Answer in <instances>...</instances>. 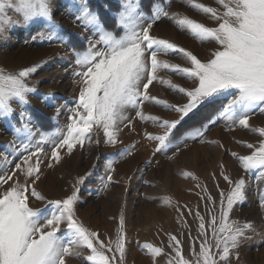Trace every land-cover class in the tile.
Wrapping results in <instances>:
<instances>
[{"label":"snow or ice","instance_id":"6c2138e0","mask_svg":"<svg viewBox=\"0 0 264 264\" xmlns=\"http://www.w3.org/2000/svg\"><path fill=\"white\" fill-rule=\"evenodd\" d=\"M178 2L206 15L215 26H206L179 11H168L172 0H150L147 11L143 0H117L114 8L104 5V12L115 22L108 28L100 11L93 10L89 0H68L74 20L92 30L86 45L80 47L72 42L71 33L65 32L53 18L52 0H0V34L6 27L40 24L48 31V43L71 46L77 66L74 76L79 78L75 81L79 85L78 98L68 109L69 122L64 129L50 132L37 127L25 110L30 104V94H39L44 103L54 99L52 93H38L36 87L27 83L38 71V65L12 71L0 67V117L9 118L13 134L5 150H0V264H68L69 257L82 259L83 264H126L123 211L118 217L115 239L109 237L106 241L101 239V233L77 217L80 186L91 172L76 177L61 198L47 200L50 209L31 207L30 198L46 200L36 187L43 174L42 156L48 155L47 166L52 167L61 162V152L70 155L86 143L102 142L115 147L123 143L120 134L124 128L136 131L137 118L151 121L156 128L154 132L144 133L145 139L154 142V154L173 146L179 152V143L173 145L177 128L200 106L226 99L214 119L192 128L184 139L207 143L203 139L205 133L221 118L228 122L230 130L240 128L258 134L256 143L238 141L251 150L250 154L231 152V155L244 172L264 177V126L250 124L253 114L264 113V0H215L216 7L198 0ZM9 10L21 19L12 20L7 15ZM162 19L170 20L201 43L214 44V48L201 58L169 39L158 37L153 34V28ZM80 39L85 37L81 35ZM171 55L180 56L187 66L162 59ZM162 72H171L193 83L190 87L177 85L161 76ZM154 82L182 94L184 102L170 103L153 95L150 86ZM13 102L21 105L20 112L12 107ZM146 102L175 113V118L146 115ZM54 106L58 117L62 106ZM13 115L18 124L12 123ZM100 133L103 140L93 141L92 137ZM52 137L56 139L51 140V152L46 154L44 145ZM135 147V143L126 145L116 156L124 159ZM116 163L117 159L107 160L105 175L100 178L102 187L116 182L113 180ZM220 175L229 190L226 195L220 191L218 214L212 197H201L210 201L212 207L207 210V221L198 210L195 212L197 236L193 238L189 234L192 259L183 254L182 241L169 234V253L151 243L140 245L152 264H158L157 258L162 255L167 257L166 264H231L233 257L239 259L241 241L250 238L246 231L254 230V226L250 221L233 220L230 214L235 206L246 201L247 181L243 176L233 180L223 171ZM258 205L264 209V193L258 195ZM188 211L191 215L192 210Z\"/></svg>","mask_w":264,"mask_h":264},{"label":"rangeland","instance_id":"374dc122","mask_svg":"<svg viewBox=\"0 0 264 264\" xmlns=\"http://www.w3.org/2000/svg\"><path fill=\"white\" fill-rule=\"evenodd\" d=\"M116 2L117 0H89L91 8L100 11L108 28L113 27L115 22L104 12V5L108 4L114 8ZM198 2L217 6L215 0ZM149 3L150 0H143L145 11L148 10ZM52 8L53 18L65 32L71 33L72 42L84 47L87 37L92 35V30L82 27L74 20V15L70 14L68 0H52ZM168 11H179L206 26H215L206 15L179 3L178 0H172ZM7 15L14 21L21 19L12 10H9ZM153 34L179 44L201 58L206 57L209 54L208 50L214 48V44L201 43L186 31H180L168 19H162L154 25ZM81 35L85 37L84 40L80 39ZM47 36V29L38 23L30 27H6L4 33L0 34V67L12 71L33 64L38 65V71L27 83L36 87L38 93H52L54 99L44 103L39 94H30L28 97L30 104L25 106V110L31 114L37 127L53 132L64 129L69 122L68 109L74 106V101L78 98L79 85L75 81L79 78L74 76L77 66L71 46L48 43ZM162 59L187 66L178 55ZM161 76L170 78L173 83L183 87H190L193 83L171 72H162ZM150 88L151 93L160 99H166L170 103L184 102L182 94L174 92L167 85L154 82ZM222 103H226V99L218 100L215 104H210L211 106H200L194 115L186 118L177 128L173 145L179 143V152L173 146L167 151L154 154V142L145 139L144 133L154 132L156 128L151 121H140L137 118L136 131L130 132L124 128L120 134L123 143L115 147L106 146L102 142L98 145L86 143L83 148L79 146L75 148L70 155L61 152V162L52 167L47 166L48 155L42 156L43 174L36 187L46 200L30 198V206L52 208L47 204V200L61 198L75 182L76 177L91 172L85 183L80 186V200L76 206L77 217L87 227L101 233V239L106 241L109 237L115 239L118 217L123 211L127 236L126 264H152L151 257L140 247L144 243L163 247L165 253H169L171 251L168 246L169 234L176 235L182 241L183 254L186 258L192 259V241L189 234L193 238L197 236L198 221L195 219V212L198 210L207 221L209 218L207 210L212 204L201 197L210 195L216 204L214 211L218 214L220 191L223 190L226 195L229 190V185L220 175L223 171L233 180L243 176L247 181V199L235 206L230 218L241 223L250 221L254 226V230L246 231L250 238L241 241L238 249L239 259L233 257L231 264H264V209H260L258 205V195L264 193V177L258 178L255 173L244 172L237 159L231 155V152H237L239 155L250 154L251 150L238 141L256 143L259 139L258 134L240 128L230 130L228 122L221 118L211 124L205 133L203 139L208 141L207 143H202L199 139H184L186 132L214 119ZM54 105L62 106L58 117ZM12 107L17 113L22 110L18 102H13ZM144 112L146 115H159L165 118L176 116L161 106L147 102ZM128 114L135 115L134 112ZM8 121L9 118L0 117V150H5V146L13 140ZM11 121L19 123L15 115L11 117ZM250 124L253 127L264 126V113L257 111L253 114ZM52 139L56 137L50 138L44 145L46 154L51 152ZM92 139L102 141V133L94 135ZM133 143L136 147L130 156L124 159L116 156L119 149ZM108 159H117L113 172V180L116 182L102 187L100 178L105 175V164ZM202 188L205 191H201ZM189 209L192 210L191 215ZM196 250H199V241L196 242ZM87 254L84 250V255ZM67 259L68 264H83L79 258ZM166 259L167 257L163 255L158 257V264H166Z\"/></svg>","mask_w":264,"mask_h":264},{"label":"trees","instance_id":"16d2710c","mask_svg":"<svg viewBox=\"0 0 264 264\" xmlns=\"http://www.w3.org/2000/svg\"><path fill=\"white\" fill-rule=\"evenodd\" d=\"M206 105H210V104H205L204 106H206ZM211 105H213V104H211ZM211 105H210V106H211ZM210 106H209V107H210ZM202 108H203V107H202Z\"/></svg>","mask_w":264,"mask_h":264},{"label":"bare ground","instance_id":"6f19581e","mask_svg":"<svg viewBox=\"0 0 264 264\" xmlns=\"http://www.w3.org/2000/svg\"><path fill=\"white\" fill-rule=\"evenodd\" d=\"M148 144V143H147ZM124 164V163H123Z\"/></svg>","mask_w":264,"mask_h":264}]
</instances>
